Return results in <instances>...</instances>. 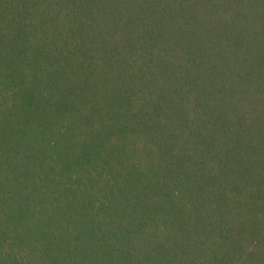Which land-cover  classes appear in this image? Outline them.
Segmentation results:
<instances>
[{
  "label": "trees",
  "instance_id": "1",
  "mask_svg": "<svg viewBox=\"0 0 264 264\" xmlns=\"http://www.w3.org/2000/svg\"><path fill=\"white\" fill-rule=\"evenodd\" d=\"M0 264H264V0H0Z\"/></svg>",
  "mask_w": 264,
  "mask_h": 264
}]
</instances>
